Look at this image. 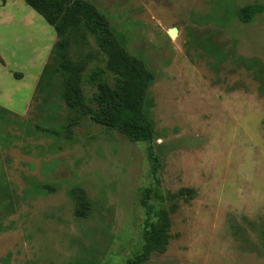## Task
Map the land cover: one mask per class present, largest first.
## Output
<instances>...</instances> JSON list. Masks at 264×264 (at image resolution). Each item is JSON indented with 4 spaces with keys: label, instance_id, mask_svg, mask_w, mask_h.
I'll list each match as a JSON object with an SVG mask.
<instances>
[{
    "label": "rangeland",
    "instance_id": "374dc122",
    "mask_svg": "<svg viewBox=\"0 0 264 264\" xmlns=\"http://www.w3.org/2000/svg\"><path fill=\"white\" fill-rule=\"evenodd\" d=\"M85 1L154 76L144 114L158 188L194 191L169 213L166 251L146 264H264L253 250L264 226V12L238 19L264 0ZM68 37L82 76L104 69L83 26ZM56 41L23 0H0V186L14 196L11 210L0 204V264H124L141 242L146 147L66 108L61 75L41 77L57 64ZM74 189L90 202L86 219L74 215Z\"/></svg>",
    "mask_w": 264,
    "mask_h": 264
},
{
    "label": "trees",
    "instance_id": "16d2710c",
    "mask_svg": "<svg viewBox=\"0 0 264 264\" xmlns=\"http://www.w3.org/2000/svg\"><path fill=\"white\" fill-rule=\"evenodd\" d=\"M4 2L5 0H2V3ZM23 2L41 16L56 34L57 41L51 49L50 56L57 57V64L46 65L41 77L47 78L54 73L61 75L60 98L66 108L87 117L94 125L114 130L128 141L144 144L146 147L150 183L142 189L140 197V205L144 212L140 231L141 242L135 255L124 263L146 264L151 255L163 254L166 251L170 228L169 213L175 211L177 200L188 201L194 195V191L187 188L165 194L158 188L162 162L155 149L153 125L144 114L147 90L154 76L141 60L128 53L115 36L107 18L91 3L85 0H23ZM263 12L264 5L247 4L239 10L238 19L241 23L247 24ZM79 25L93 36L96 46L106 57L104 69H93L84 76L81 75L83 66L71 62L67 53L70 45L69 33ZM41 83L42 80L38 82L37 88ZM84 87L91 92L90 97H86ZM40 131L51 137L57 136L55 130ZM8 188L0 186V204L11 210L14 196ZM47 189H49L47 185H42L37 191L44 193ZM73 197L75 217L86 219L91 210L86 194L80 189H74ZM241 232L244 233L243 230ZM255 233L259 249L254 245L253 250L264 253V226Z\"/></svg>",
    "mask_w": 264,
    "mask_h": 264
},
{
    "label": "water",
    "instance_id": "95a60500",
    "mask_svg": "<svg viewBox=\"0 0 264 264\" xmlns=\"http://www.w3.org/2000/svg\"><path fill=\"white\" fill-rule=\"evenodd\" d=\"M173 32H175V29L171 30V31L168 33V35H169L170 38H173V37L175 36L176 32H175V34H173Z\"/></svg>",
    "mask_w": 264,
    "mask_h": 264
},
{
    "label": "crops",
    "instance_id": "0c3cea01",
    "mask_svg": "<svg viewBox=\"0 0 264 264\" xmlns=\"http://www.w3.org/2000/svg\"><path fill=\"white\" fill-rule=\"evenodd\" d=\"M26 105L23 107L22 111L25 109Z\"/></svg>",
    "mask_w": 264,
    "mask_h": 264
},
{
    "label": "bare ground",
    "instance_id": "6f19581e",
    "mask_svg": "<svg viewBox=\"0 0 264 264\" xmlns=\"http://www.w3.org/2000/svg\"><path fill=\"white\" fill-rule=\"evenodd\" d=\"M176 31V30H175ZM174 34V33H173Z\"/></svg>",
    "mask_w": 264,
    "mask_h": 264
}]
</instances>
